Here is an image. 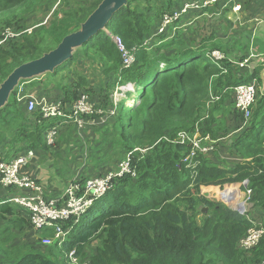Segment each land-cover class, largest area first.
<instances>
[{
    "label": "trees",
    "instance_id": "1",
    "mask_svg": "<svg viewBox=\"0 0 264 264\" xmlns=\"http://www.w3.org/2000/svg\"><path fill=\"white\" fill-rule=\"evenodd\" d=\"M25 1L0 0V13ZM102 1L92 0L88 6L81 7L80 18L85 21ZM181 5L180 0H128L105 29H100L71 59L51 73L54 86L63 91V97L58 99L71 107L90 89L100 94L102 87L108 88L109 81L114 88L118 84H135L134 104H123L100 125L104 126V133L100 134L102 147L98 141L91 154L92 158L101 150L113 166L121 156L130 154L131 172L116 180L114 188L81 218L77 216L78 223L70 218L72 230L63 242L59 239L44 250L32 246L28 250L27 242L23 251L12 250L10 255L5 250L12 264H71L72 251L90 264H261L264 261V234L253 249L239 247L248 229L264 227V92L261 95L258 92L259 105L249 124L244 126V119L236 114L240 127H254V130L235 134L231 143L226 142L229 154L239 156L231 164H215L213 153H204L192 141L196 132L210 141L220 138L216 128L218 114L234 101L237 85L255 77L263 84L262 68L257 66L250 76H243L239 74V61L227 56L213 60L208 50L210 42L197 45L192 43V37L169 31L172 26L177 29L179 21L161 34L163 38L175 37L157 50H150L145 44L147 38L152 33L160 34L164 15ZM28 31L24 29L11 40L7 35L1 37L0 84L15 68L41 56L42 50L35 43L44 40L25 37L19 42L23 35L32 33ZM119 43L134 54L135 61L130 67L123 63ZM81 57L92 60L94 65L100 64V70L93 69L95 84L83 72H73L77 82H70L74 63ZM100 71L102 75L98 74ZM66 77L68 82H64ZM71 107L65 110L66 114L72 113ZM85 117V120L93 118ZM65 118L44 117L39 109L30 112L28 101L25 104L17 99V93L12 95L10 102L0 109V161L9 162L25 155L29 148L49 149L52 145L47 140L48 130L57 127L59 135L67 127L68 123H63ZM70 126L78 131L75 123ZM214 146L218 153L219 146L217 143ZM246 180L253 190L251 216L201 195L203 186L223 187L225 183ZM24 210L12 197L0 192L3 233L7 235L12 228L18 229L6 238L24 235L23 228L30 233L26 234V240L33 235L29 230L32 228L29 212L26 210L28 217H24ZM47 233L51 231L38 235ZM90 244L96 246L88 255ZM14 255H17L15 259ZM5 262L0 259L1 264Z\"/></svg>",
    "mask_w": 264,
    "mask_h": 264
},
{
    "label": "crops",
    "instance_id": "2",
    "mask_svg": "<svg viewBox=\"0 0 264 264\" xmlns=\"http://www.w3.org/2000/svg\"><path fill=\"white\" fill-rule=\"evenodd\" d=\"M180 1L182 5H184L187 2L196 0ZM235 4L240 5V9L237 11L233 9ZM189 12L182 16V19L179 21V25H185L186 21L190 19V23L192 25L191 27H198L196 32L197 35L191 36L190 33H185L190 35L189 38L192 37V39H194L192 40L193 42L195 41L197 45L199 43L206 44V42H210L211 46H208V50H218L225 57L227 56V58L234 61L237 60L239 63L245 62L246 60L245 66H240V75L250 76L253 71L257 69V66H261V72L264 75V65H260L261 60L259 57H250L253 48H257L258 53L264 52V0H238L236 3L229 2L228 0H222L217 4H212L208 7H204L201 10L193 9ZM51 73L53 74V72H47L41 76L29 78L28 80L24 81H30L32 84L26 86V88L23 86V93L16 89L17 91H13L10 95V98L12 95L17 93L18 100L19 97L27 95L30 97L32 95L37 98L47 97L48 99L62 103V101L58 99V97H63V91L61 88H57L52 82V84H50L51 88L46 91L45 87L41 85L42 82H44L42 79L43 77L50 76L52 79ZM252 81H256L257 86L261 87L262 84L258 82L257 77H255ZM29 97H25L23 99L25 104L27 103ZM95 99L97 100L91 99L92 103L94 104V102H96L97 105L101 106L103 99L99 96H96ZM62 104L65 106V108L71 107L64 102ZM234 110L237 114L235 108ZM88 120H92V122L87 121L84 123V126L78 125L79 127L77 130L81 128L82 132L76 131L74 128L69 132H65V129H68L69 127L63 128L62 132H60L58 143L56 142L57 144L48 147L49 149L40 147L29 148L25 151L27 154L28 163L24 167H27L28 171L34 172V178L37 179V181L41 183L46 189L48 196H60L64 192L68 183L74 178L94 177L93 175L87 176L88 174L85 176L84 172H88L91 166H93L95 163H98L97 159L99 156H102V151H97L95 156L92 158L86 157L84 159L82 143L84 137L98 139L100 142V133L93 129L100 125L97 124L95 117ZM85 127H87V131H91V134H87L88 132H83ZM226 135L227 134H225V136ZM231 135L234 136L235 132L232 131ZM231 138H229L230 140L225 139V137L219 138L217 142V145L219 146V158L220 155L222 158H231L229 160L230 162L226 161L228 164L233 162L231 161L232 159L234 160L237 158L228 157L230 156L229 148L227 147L225 141L227 140L229 143H231ZM224 139L225 141H223ZM98 145L102 147L101 142ZM212 153L214 157L217 156L216 152ZM85 156H87V154H85ZM103 170L105 169H102V171ZM64 185L65 187H63ZM238 188L240 189L241 186ZM0 189L1 194H5L7 196L8 192L6 191V188L1 187ZM233 190L234 188H230L229 193L233 192ZM14 192L16 193V191L13 190L11 194ZM4 229L5 227L0 224V259L6 260L4 264H12L10 258L6 256L4 251L8 249V251H10L9 255L12 253V250L23 251V237L17 236L16 234L13 235L12 238H6V235L3 233ZM12 230L18 229L12 228ZM36 234L37 235L33 234L30 236V239L28 240L30 246L26 247L28 250L31 249V246L34 247V249L43 248L41 250H44V248L48 247L46 244H40V236L42 235H38V233ZM44 237H42V240ZM16 256L17 255H14L13 259H15Z\"/></svg>",
    "mask_w": 264,
    "mask_h": 264
},
{
    "label": "built area",
    "instance_id": "3",
    "mask_svg": "<svg viewBox=\"0 0 264 264\" xmlns=\"http://www.w3.org/2000/svg\"><path fill=\"white\" fill-rule=\"evenodd\" d=\"M222 0H196L185 3L181 8L164 15L159 32L162 33L171 26L173 23L181 20L182 16L188 13L190 10H201L204 7H208L212 4H217ZM229 2H237L238 0H228ZM234 10H239L240 5L235 4ZM10 35H16L12 32L7 33V37ZM120 45V43H119ZM122 52L123 63L126 67H130L134 61V54L120 45ZM250 57H259L260 60L264 59V53H258L257 48H253ZM213 60H220L224 55L218 51L213 50L210 52ZM248 61V60H247ZM264 61V60H263ZM245 62L240 63L241 67H244ZM121 94L125 95L126 92L133 89V84L129 83L126 86L119 87ZM24 88L20 87V92L23 93ZM119 92H117L118 94ZM27 96L19 97V100H23ZM29 97V96H28ZM258 98V86L256 81H249L248 83H241L234 89V103L237 113L244 119V126L247 124L248 119L252 115L253 106ZM40 110L44 117H62L65 118L63 123L74 122L77 126H84L85 119L84 114L93 112V104L91 99L86 94H82L75 104L71 107L70 114H66L65 106L58 101L48 99L47 97H34L30 96L28 100V110L30 112ZM104 110H101L103 112ZM113 112V113H112ZM114 111L111 110L113 115ZM78 126V127H79ZM241 126V127H244ZM58 136L57 127H53L48 130L47 140L50 145H53ZM201 138H192V141L196 148L200 149L204 153H209L215 148L214 141H211L208 145H203ZM209 139L208 137H204ZM184 139V136H182ZM200 141V142H199ZM145 150L142 149V152ZM28 163L27 154L21 155L9 162L0 161V185L4 188H19L23 194L17 195L12 198V201L16 204H20L29 212V219L33 230H51L56 240L64 239L67 233L65 224L70 221V218H76L80 216L88 209H90L95 201L101 198L106 192L114 187L113 180L117 177H123L125 174L131 172V157H126L119 166L108 177L97 176L87 177L85 179L74 178L68 183L64 192L57 197L48 196L46 189L42 186L37 179L31 177L28 174L21 175L20 170L23 169ZM135 176V173L132 174ZM116 181V180H115ZM246 184V191L244 196L246 201H249L253 190ZM235 192L226 193L224 199L228 202L229 199L236 200ZM246 203V202H245ZM243 210L240 212L246 213L249 211L246 206L241 205ZM264 234L263 226H252L248 229L247 233L240 239L239 247L243 250H251L258 245L261 237ZM44 244L49 245L52 243L51 238H45ZM70 261L73 264H90L89 261H81L79 257L75 256V252H70ZM1 264V263H0ZM264 264V261L261 263Z\"/></svg>",
    "mask_w": 264,
    "mask_h": 264
},
{
    "label": "rangeland",
    "instance_id": "4",
    "mask_svg": "<svg viewBox=\"0 0 264 264\" xmlns=\"http://www.w3.org/2000/svg\"><path fill=\"white\" fill-rule=\"evenodd\" d=\"M89 2H92V0H26L21 5L15 6L12 9L5 10V11L0 13V39L3 36L5 37V35H7L8 32H12V33L18 35L19 32L28 28L30 30V31H28V33H31V32L32 33L23 35V37L19 40V42L25 37L30 38L31 40H34V41H36L37 39H38V41L40 39L44 40V41H40V42L35 43L36 47L40 48L42 50V52H41V56H42L44 53L49 52V51L57 48V46L60 44V42L62 41V39L65 36H67L73 32H76L81 28V25L84 22V20H82L80 18L81 11H82L81 7H83L85 4L88 6ZM69 16H70V19H69ZM179 24H180V22H178L176 24L178 29H176V27L172 26L169 31L173 32V34H179V35H183V36L185 35L187 38L190 35L185 34V33H190L191 36L197 35L196 32H197L198 27H195V28L191 27L192 25L190 23V19H188L186 21V24L183 26L179 25ZM181 28H184V29H181ZM164 32H166V30ZM164 32H162V33H164ZM198 32H199V29H198ZM162 33H160V34L152 33L150 38H147L145 44H147V46L150 50H157L159 45H161L164 42L165 43L169 42L170 40L173 39V37H175V36H173V37L172 36H169V37L165 36L163 38L161 36ZM16 35H10L9 39L11 40V38L16 37ZM17 38H20V36H18ZM194 42H192V43H194ZM5 46H6V44H5ZM81 47H82V45L80 46V48ZM168 48L169 47H166L165 49H168ZM32 49H34V48H32ZM166 51H168V50H166ZM74 52H76V51H74ZM263 60H261V64L264 65ZM95 68H98L100 70V64L94 65L92 60H90L86 57H81L77 62L74 63V67L72 70V81H70V82H77L76 74L75 73L73 74V72H79L80 74H82V72H83V73H87L90 77L92 84H95V81H94L95 77H94V71H93V69H95ZM98 74L102 75L103 73H102V71H100V72H98ZM60 77L63 78V76H60ZM42 79L44 80V82H42L41 85H43L45 87V90L47 91L48 89L51 88L50 84H52V79L50 76L43 77ZM64 80H65L64 82H68L67 77ZM262 81L264 84V79H262ZM108 83H109L108 88L104 89L102 87L100 94H94V91H92V89H90V91L88 90V92L85 93L89 97V99H91L92 96L94 99L96 98V96H99L103 99V101L106 100L107 102L101 103V106H100V105H97L96 102H94V104H95L94 105L91 101V103L93 104L94 110L91 113L84 114L83 115L84 119H86L85 116H90V118H92V117L99 115L100 117H97L96 121H97V124L101 125V123L105 124L106 121L109 120V117L111 116L110 115L111 110L114 111V114H115V110L117 111L116 104L119 103L118 101H120V99L125 98L126 95H124V94L122 95L121 90L119 89V87H121L123 84H118L114 88L111 85L110 81ZM31 84H32V82L30 83V81L24 82L23 86L26 88V86H29ZM263 84L261 85V87L258 86V92H260V95L264 92ZM117 92H119V93L117 94ZM105 93H106V96L103 95ZM28 96L29 95H27V97ZM260 100L261 99H259V101ZM124 101L123 100L120 101L118 109H120L123 106V104H127V102L130 101V96H129V98L126 99L125 103H124ZM105 104H111V105L113 104V106L109 107L110 106L109 105V106L104 107ZM233 105H235L234 101H231L229 104H226L224 109L222 110V112L220 114H218V116H217L218 122H217L216 128L218 130L220 138H223V137H225V139L231 138L232 137V135H231L232 130L235 132V134H239L241 132L249 133V132L254 130V127L247 128V127H240L239 126V121L236 118V113L234 110L235 106L233 107ZM258 105H259L258 100H256V103L252 109V115L248 119L247 124H249V122L251 121V118H252L254 112L258 108ZM101 110H104V111L101 112ZM87 121L92 122V120H85V122H87ZM71 124H74V123L70 122L67 124V127H69V128L65 129V132H69L73 129V127L70 126ZM70 127H72V128H70ZM93 129L97 130V132H99L100 134L104 133V126H98V127L93 128ZM78 131L82 132V129L80 128V129H78ZM61 132H62V130H61ZM83 132H85V133L88 132L87 134H91V131H87V127L84 128ZM225 134H227V135L225 136ZM201 136H202V134L200 132H196L194 134V138L201 137ZM59 137H60V132H59V135L57 136L55 142L53 143V145L58 143ZM225 139L223 141H225ZM98 141H99L98 139H94V138H90V137H84L83 138L82 152H83V158L84 159L86 157L87 158L91 157V154L93 152H95L94 150L96 148V144ZM226 141H225V143H226ZM210 142L211 141L209 139L201 138L200 144L202 143L203 145H208ZM226 144L228 145V143H226ZM85 154H87V156H85ZM216 155H217L216 157L213 156V161L215 164H222V163L228 164L226 161H229L231 159V158L220 159L219 158V151H218V153L216 152ZM127 157H128V155H127ZM228 157H239V156L238 155H230ZM124 158H125V156H121V158L116 161L114 166L112 164L110 166L109 161L107 160L106 154L104 153L102 156L98 157V159H97L98 163H95L93 166H91L89 168L88 172H84V175L86 176L88 174L87 176L93 175L94 177H97V176L108 177L110 175V172L114 171L115 168H117L119 166V164L124 160ZM235 159H237V158H235ZM235 159L234 160L232 159L231 161H235ZM27 169H28L27 167H24L23 169H21L20 174L24 175V174L28 173L31 177L34 178V172L28 171ZM102 169H105V170L102 171ZM115 180L119 181L120 177H117L116 179L113 180L114 184H115ZM242 184H243V182H229V183H225L223 185V187L216 186L217 184L203 186L202 187L203 188V194H206V197H208L214 201L224 202L231 209L240 212L241 204L245 200V198H243V194H242L243 191H241L242 193H239L235 196L236 200H238V202L231 200V199H229L227 202L224 199V196L226 195L227 190L229 188H234L233 191H235V189H238V187L242 186ZM219 185H221V184H219ZM63 187H65V185ZM215 187H219V189L215 190ZM13 190H15L16 193L14 192L11 194V192H13ZM6 191L8 192L7 196H9L10 198L17 195V194L22 193V190L19 188H11L10 190L6 189ZM203 194L201 192V195H203ZM203 196H205V195H203ZM247 205H248V207H250V208H248L250 210L251 209V203L249 202ZM244 206H245V204H244ZM206 210L208 211V209H206ZM251 211L248 212L249 216H251ZM22 215L24 217H28V212L26 210H24V211H22ZM199 217H201V214L198 216V218ZM29 230L31 232H33L32 234H36L35 233L36 231L33 230L32 228H29ZM11 232H17V230H12ZM11 232L9 234H7L6 236H9L11 234ZM27 232H28V230L23 228L24 235H22V236H23V244L25 247H26L27 242H28V240H26V239H27L28 235L30 234ZM40 232H42V231H40ZM26 234H28V235H26ZM44 236L52 238V235L50 233L42 235V236H40V238H41L40 244L41 243L43 244L42 237H44ZM54 239L55 238H52V242ZM51 244L52 243H50V245ZM96 244L88 245V247H87L88 255H90L91 253H93L95 251ZM50 245H48V246H50Z\"/></svg>",
    "mask_w": 264,
    "mask_h": 264
},
{
    "label": "water",
    "instance_id": "5",
    "mask_svg": "<svg viewBox=\"0 0 264 264\" xmlns=\"http://www.w3.org/2000/svg\"><path fill=\"white\" fill-rule=\"evenodd\" d=\"M127 1L103 0L85 19L81 28L65 36L57 48L15 68L0 84V109L9 102L11 93L20 86L22 80L41 76L47 72H54L58 66L71 59L77 48L83 46L100 29H105L107 23ZM206 209L204 211H207Z\"/></svg>",
    "mask_w": 264,
    "mask_h": 264
},
{
    "label": "clouds",
    "instance_id": "6",
    "mask_svg": "<svg viewBox=\"0 0 264 264\" xmlns=\"http://www.w3.org/2000/svg\"><path fill=\"white\" fill-rule=\"evenodd\" d=\"M58 67H59V66H58ZM23 83H24V82L21 81L20 86L17 87L16 89H17V90H20V87H21V86L23 87ZM129 83H132V82H129ZM129 83L123 84L122 86H126V85H128ZM132 84H133V89H132L131 91L126 92V94H125L126 97H125V98L120 99V101H122V100L124 101V100H125V101H124V103H125V102H126V99L129 98V96H130V101L127 102V104H130V102H131L130 105H133L134 102H135V90H136V86H135L134 83H132ZM17 90H15V92H16ZM130 92L132 93L131 95L129 94ZM120 101H118V102L120 103ZM119 103H117V104H119ZM118 106H119V105H118ZM117 110H118V107H117ZM115 112H116V110H115ZM217 142H218V140H217V141L215 140V141H214V145H215ZM214 150H215V148L213 149V151H214ZM213 151H211V152H213ZM211 152H210V153H211ZM210 153H209V154H210ZM128 156H130V154H128ZM126 157H127V156H126ZM126 157H125V158H126ZM125 158H124V159H125ZM115 169H116V168H115ZM80 178H82V177H80ZM121 178H122V177H121ZM84 179H85V178H84ZM246 181L248 182V186H249V181H248V180H246ZM246 181L243 182V184H242V186H241L240 189H239V188H238V189H235V191H233V192H235V195H237L238 193H242L241 191H243V193H242V194H243V198H245V200L243 201V203L245 204L246 208H250V207H248V205H247V204L250 202V203H251V208H252L253 205H252V202H251V198H250L249 201H246V197L244 196V193H245V191H246V184H245ZM117 182H118V181H117ZM115 183H116V182H115ZM0 186H1V185H0ZM114 186H115V184H114ZM1 187H2V186H1ZM3 188H4V187H3ZM113 188H114V187H113ZM113 188H112V189H113ZM242 188H243V189H242ZM250 188H251V187H250ZM218 189H219V187H215V190H218ZM251 189H252V188H251ZM201 192H202V194H203V188L201 189ZM21 194H23V192L20 193V194H18V195H21ZM203 195L206 196V194H203ZM16 196H17V195H16ZM13 197H15V196H13ZM13 197H12V198H13ZM101 198H102V197H101ZM101 198H99V200H100ZM95 202H96V201H95ZM245 202H246V203H245ZM244 204H241V205L244 206ZM245 206H244V207H245ZM88 210H89V209H88ZM88 210H87L86 212H88ZM240 210H243V208L241 207ZM249 211H250V210H249ZM249 211H248V212H249ZM86 212H84L83 214H85ZM248 212L243 213V214H248ZM240 213H241V212H240ZM83 214H81V215L78 216V217L81 218ZM73 220H74V223H78V222H79V220L76 221V220H77V216H76V218L74 217ZM70 221H71V220H70ZM70 221H68V222L65 224V227L67 226V227H66V229H67V230H66V231H67L66 236L69 235V234L71 233V230H72V224H69ZM45 230H48V229H45ZM45 230H40V231H45ZM40 231H36V233H39ZM49 231H51V230H49ZM51 235H52V238H54V234H53L52 231H51ZM66 236L64 237V239L66 238ZM45 238H50V237L45 236V237L43 238L42 241H44ZM52 238H51V239H52ZM64 239H63L61 242H63ZM58 240H59V239H58ZM56 241H57V240L54 239L51 245H53L54 242H56ZM43 244H44V242H43ZM46 245H47V244H46ZM49 245H50V244H49ZM79 259L81 260V258H79ZM81 261H85V260H81ZM87 261H88V260H87ZM69 262H71V261H70V257H69ZM71 264H73V263L71 262Z\"/></svg>",
    "mask_w": 264,
    "mask_h": 264
},
{
    "label": "bare ground",
    "instance_id": "7",
    "mask_svg": "<svg viewBox=\"0 0 264 264\" xmlns=\"http://www.w3.org/2000/svg\"><path fill=\"white\" fill-rule=\"evenodd\" d=\"M239 194V193H238ZM239 197V196H238ZM238 202V201H237ZM243 204V203H242Z\"/></svg>",
    "mask_w": 264,
    "mask_h": 264
}]
</instances>
